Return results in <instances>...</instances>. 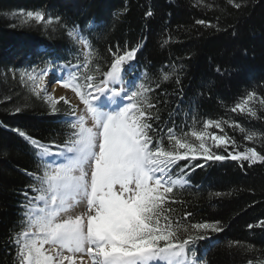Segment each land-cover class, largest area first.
<instances>
[{
  "label": "trees",
  "instance_id": "1",
  "mask_svg": "<svg viewBox=\"0 0 264 264\" xmlns=\"http://www.w3.org/2000/svg\"><path fill=\"white\" fill-rule=\"evenodd\" d=\"M149 10L153 15L146 17ZM29 11L59 16L61 22L45 26L22 19ZM201 19L218 27L197 25L195 21ZM73 25L81 26L88 41L86 52L91 53L88 69L76 72L77 83L84 84L86 75L99 82L110 67L109 48L120 54L137 49L122 73L133 91H141V84L150 89L143 95L154 105L148 110L150 117L159 116V120L147 119L156 133L154 141L173 124L177 132L198 130L199 126L191 127L193 116L223 119L245 129L241 133L239 128L224 127L239 142L238 150L254 146L264 154V106L258 99L264 97V0H247L240 10L228 0H0V264L17 262L14 240L22 228V190L33 182L24 170L43 171L33 149L13 129L56 145H63L69 131L65 116L69 106L59 101L58 112L53 113L20 77L53 60L60 67L85 63V56L67 35ZM164 74L169 76L167 81ZM249 91L257 93L251 105L256 116L232 112ZM17 107L19 113L14 112ZM210 131L222 134L218 129ZM249 132L258 139H243ZM195 164L204 166L189 170V185L175 188L176 203L165 205L173 210V222L185 212L192 213L186 223L221 222L223 232L209 233L208 239L195 243L206 264H264V229L247 227L264 219V164L249 167L245 162L241 169L230 159L206 162L198 158L190 161V169ZM217 192L222 195L215 196Z\"/></svg>",
  "mask_w": 264,
  "mask_h": 264
},
{
  "label": "snow or ice",
  "instance_id": "2",
  "mask_svg": "<svg viewBox=\"0 0 264 264\" xmlns=\"http://www.w3.org/2000/svg\"><path fill=\"white\" fill-rule=\"evenodd\" d=\"M228 3L240 10L247 0H228ZM152 15L151 10L145 13L146 17ZM27 18L44 22L45 26L61 22V17L53 18L41 11H29ZM195 23L206 28L218 27L203 19ZM91 24L89 22V26ZM232 34L236 35L235 30ZM67 35L77 44H88L80 25H73ZM115 47L118 49L119 45ZM109 53L112 56L110 67L102 73L98 83L93 75H86L84 84L77 83V70L89 67L91 53L87 52L84 53L85 63L66 64L63 74L54 77L65 89H72L83 105L79 113L77 106L65 113L69 131L62 146L42 142L19 128L13 129L43 165L42 173L24 170L33 182L22 190V228L14 240L16 264H206L195 251V243L208 239L209 233L223 232L221 222L186 223L192 213L185 212L184 217L174 223L173 210L166 209L165 205L176 203L172 199L175 188L189 185V170L204 166L195 164L190 169V161L230 159L243 169L245 162L249 167L264 164V154L254 146L238 150L239 142L224 132L228 122L223 119L201 120L193 116L191 127L199 126L198 130L187 132L181 128L177 132L173 124L154 141L156 133L152 132V124L147 119L159 120V116L150 117L148 110L154 105L143 95L150 89L141 84V91H131L129 95L121 75L124 66L134 60L137 49L120 54L109 48ZM50 68L51 72L56 71L54 60ZM26 75L34 84L31 92L37 97L44 93L53 113L58 112L59 101L69 103L64 96L57 99L47 94L42 87L49 68L39 73L33 68ZM24 76L22 73L20 78L23 80ZM37 79L40 83H36ZM168 79V74H164L163 80ZM117 80L120 86L111 88L109 99L126 92L124 98L128 103L118 111L98 106L95 102L110 88V81ZM255 99L257 93L249 91L231 111L256 116L251 106ZM258 99L264 106V97ZM20 111L19 107L14 109L15 113ZM228 126L245 132L237 123ZM210 129H218L222 134ZM243 139L254 141L258 137L255 132H249ZM215 149H223L228 154H219ZM180 161L189 163L181 166ZM30 192L34 194L29 196ZM214 195L220 197L222 193ZM256 226L264 229V219L258 220L256 225H247L250 230ZM229 244L240 246L238 241Z\"/></svg>",
  "mask_w": 264,
  "mask_h": 264
},
{
  "label": "rangeland",
  "instance_id": "3",
  "mask_svg": "<svg viewBox=\"0 0 264 264\" xmlns=\"http://www.w3.org/2000/svg\"><path fill=\"white\" fill-rule=\"evenodd\" d=\"M22 19L35 21L34 19L27 18V13L22 15ZM71 40L73 41L74 45L77 47L78 51L81 52L83 57H84V53H86V51H87V46L86 45L77 44L73 39H71ZM45 68H49V75L44 78L42 87L46 89L47 94H51L57 99L59 97H61V96H64L65 99H67L69 101V103L66 105L63 101H61L62 104L66 105V106H69V111H70L72 106H77L76 110H77V113H79L80 110L83 108V105H82V103L79 100V97L75 94V92L72 89H65L61 84L57 83L55 81V79H54V77H60L63 74L62 73V68L63 67L57 66L56 71L53 73V72H51L50 63H47V64H45L44 66H42L40 68H36V72L39 73L41 70H43ZM32 70H30V71H28L26 73L32 72ZM26 73H25L24 77L27 80ZM121 75L123 77V73ZM27 82L29 83L31 88L34 86L33 82L28 81V80H27ZM36 83H40V81L37 79ZM119 86H120V81L119 80L110 81V88L107 89L104 94H101V97L106 98L107 96H109V93L111 92V88L119 87ZM126 87L129 89V95H130L131 91H133V89L129 87L128 82H126ZM126 95H127V93L124 92V93H121L118 96H115V97L111 98L113 100V103L115 101H117V105H118L119 109H121L123 106H125L128 103L127 99L124 98ZM41 98L47 103L49 108H51V105L48 103V101L46 99V95L44 93L41 94ZM108 101L103 102L102 105H100V102H99L97 105L100 106V107H104L106 105V102H108ZM66 120H67V118H66Z\"/></svg>",
  "mask_w": 264,
  "mask_h": 264
},
{
  "label": "bare ground",
  "instance_id": "4",
  "mask_svg": "<svg viewBox=\"0 0 264 264\" xmlns=\"http://www.w3.org/2000/svg\"><path fill=\"white\" fill-rule=\"evenodd\" d=\"M67 97H68V96H67ZM103 100L108 101V100H109V96H107L106 98H104V97H100V99H99L98 101H96L95 103L98 104L99 102H101V101H103ZM110 102L113 103V100H112V99H110V100L108 101L107 104L113 106L112 104H110ZM116 103H117V101H115L113 104H116Z\"/></svg>",
  "mask_w": 264,
  "mask_h": 264
}]
</instances>
